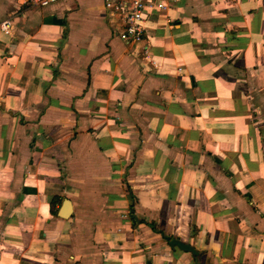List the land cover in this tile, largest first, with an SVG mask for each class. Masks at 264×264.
Segmentation results:
<instances>
[{
    "label": "crops",
    "instance_id": "0c3cea01",
    "mask_svg": "<svg viewBox=\"0 0 264 264\" xmlns=\"http://www.w3.org/2000/svg\"><path fill=\"white\" fill-rule=\"evenodd\" d=\"M103 1L0 0V264H264V0Z\"/></svg>",
    "mask_w": 264,
    "mask_h": 264
},
{
    "label": "built area",
    "instance_id": "2783aa9c",
    "mask_svg": "<svg viewBox=\"0 0 264 264\" xmlns=\"http://www.w3.org/2000/svg\"><path fill=\"white\" fill-rule=\"evenodd\" d=\"M22 7H44L60 0H17ZM169 0H104L103 8L111 18L118 19L120 30L119 38L126 43L143 42L146 32V8H164ZM12 21L6 18L0 22V28L10 34Z\"/></svg>",
    "mask_w": 264,
    "mask_h": 264
},
{
    "label": "water",
    "instance_id": "95a60500",
    "mask_svg": "<svg viewBox=\"0 0 264 264\" xmlns=\"http://www.w3.org/2000/svg\"><path fill=\"white\" fill-rule=\"evenodd\" d=\"M71 214V203L68 199H65L62 203L61 212L59 213V216L62 218H67ZM162 237L168 240V243L172 249L178 248L182 251L189 252L191 255L196 259L200 252H198L190 243L183 242L176 238H170L166 235H164L163 232H161Z\"/></svg>",
    "mask_w": 264,
    "mask_h": 264
},
{
    "label": "trees",
    "instance_id": "16d2710c",
    "mask_svg": "<svg viewBox=\"0 0 264 264\" xmlns=\"http://www.w3.org/2000/svg\"><path fill=\"white\" fill-rule=\"evenodd\" d=\"M52 204H53V200H52ZM52 210H53V208H52Z\"/></svg>",
    "mask_w": 264,
    "mask_h": 264
}]
</instances>
